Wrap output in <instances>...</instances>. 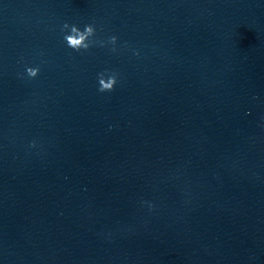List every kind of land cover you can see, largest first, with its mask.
Here are the masks:
<instances>
[{"label": "water", "instance_id": "obj_1", "mask_svg": "<svg viewBox=\"0 0 264 264\" xmlns=\"http://www.w3.org/2000/svg\"><path fill=\"white\" fill-rule=\"evenodd\" d=\"M0 264H264V0H0Z\"/></svg>", "mask_w": 264, "mask_h": 264}, {"label": "clouds", "instance_id": "obj_2", "mask_svg": "<svg viewBox=\"0 0 264 264\" xmlns=\"http://www.w3.org/2000/svg\"><path fill=\"white\" fill-rule=\"evenodd\" d=\"M61 31L65 33L63 35V40L66 43L67 47L74 51H87L90 47H93L97 44L103 47L105 46V41L95 39L96 28L93 24H85L81 30L75 24L69 25L64 23L61 26ZM117 42L116 36H110L107 39V44L113 45L111 51L115 52L116 48L114 47ZM40 69L38 67H26L25 73L29 79L35 78ZM118 74L114 71L109 72L105 69L103 72L97 73V83L99 92H110L114 89V86L117 84Z\"/></svg>", "mask_w": 264, "mask_h": 264}]
</instances>
